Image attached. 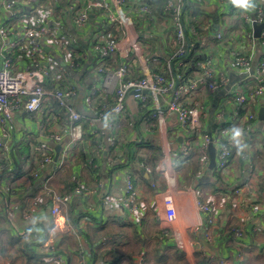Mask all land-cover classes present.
Wrapping results in <instances>:
<instances>
[{
    "label": "built area",
    "instance_id": "obj_1",
    "mask_svg": "<svg viewBox=\"0 0 264 264\" xmlns=\"http://www.w3.org/2000/svg\"><path fill=\"white\" fill-rule=\"evenodd\" d=\"M225 2V0H220ZM69 4L62 8L55 0H0V149L4 158L7 154L9 139V125L13 115L24 112L28 116L43 114L38 127L40 138L53 145H62L68 136L69 142L64 146L56 162V151L50 145H34L31 155L36 160L37 167L32 172L25 171L10 183L11 188H20L30 193L31 204L41 205L45 200L52 202L51 215L55 224L66 223L71 232L77 233L75 227L69 225L62 213V208L71 202L73 194L90 195L92 188L78 186L73 192L59 193L54 185L53 178L58 171L65 169L74 147L79 143L92 145L95 149L108 147L109 165L124 168L125 190L120 198L105 196L103 200L110 204L121 205L132 215L140 209L139 191L134 181L131 164L123 160L121 144L130 143L118 134V128L124 117H127L131 129L142 124L145 132L159 134L166 149L162 148V158L156 169L149 163V155L142 151L140 146L132 152V160L139 168L151 175L161 176L168 186L175 181L174 171L181 159L191 154H199L201 168L210 166L208 146L216 147V167L223 182H228L233 152L226 143V133L229 131L221 127H203V118L207 113L206 101L210 96L223 92L230 96L236 108L233 111V121L243 124L245 138L250 137L253 124L259 119L254 111L245 110L249 100V91L254 98L264 103V30L257 39L252 33H245L231 48L232 66L244 76L231 84L229 78L219 74L212 57L197 64V69L186 72V58L189 54L188 31H195L190 23L184 21L185 0H166L165 10L169 23H161L154 13V6L144 0H68ZM253 14L244 16L245 22L262 24L264 22V0H254ZM238 14L241 9L238 7ZM65 12L68 13L72 24L77 30H83L90 25L93 16L102 15L106 18L112 31L106 32L103 26L97 27L92 35L91 52L79 48L77 40L69 33H64L60 24L64 22ZM8 14V16H6ZM143 17H149L143 22ZM154 22L155 31L165 32V50L172 49L174 53L168 67L159 62L161 52L153 48L150 23ZM15 24L21 28V34L16 35L12 29ZM147 30L149 39L141 37L139 30ZM227 32H219L213 38L222 41ZM236 37H239L236 36ZM144 39V40H142ZM152 39V40H151ZM145 41V43L143 42ZM175 41V46L173 43ZM259 46L263 50L259 60L254 59V48ZM47 47L55 49L59 59H54L47 52ZM16 55L13 57L12 53ZM151 55V62L147 56ZM94 58V60H93ZM25 59V62H21ZM93 63V73L97 81L83 97L85 115L72 103L78 97V90L73 85V77L78 74L89 60ZM175 61V73L179 81L176 85L172 73L171 61ZM190 74L189 76H187ZM108 95L113 96V103H108ZM132 96L139 108L140 119L127 116V100ZM55 102L64 111L66 126L54 123L56 113L52 103ZM230 104V102H227ZM225 104L219 107L217 118L221 120L225 115ZM46 109V113L43 111ZM264 109V108H263ZM45 113V114H44ZM177 117V124L167 127L170 117ZM138 121V122H137ZM264 122V121H263ZM88 125V130L85 129ZM236 124V125H237ZM105 127V131L100 128ZM211 133V134H210ZM243 137V136H242ZM107 140L105 144L104 140ZM181 140V148L172 153L173 140ZM6 140V141H4ZM92 140V141H91ZM91 142H94L92 144ZM139 141H133L132 144ZM243 159L247 162V174L256 175L250 146L243 139ZM154 142L147 146L153 147ZM93 157L96 153L93 151ZM172 153V158L170 154ZM93 159V158H92ZM92 162V161H91ZM249 164V167H248ZM54 170L45 177L42 173L50 166ZM96 167V166H95ZM6 169L0 165V173ZM97 167L95 168V170ZM45 173V172H44ZM41 180V184L37 182ZM100 183L101 182H97ZM250 183L235 186V194L240 197L247 195ZM154 193H157L159 183L154 177L151 182ZM246 188V190H244ZM164 221L162 220V234L174 239L171 226L177 220L176 203L171 192H163ZM22 207L14 202L8 207L13 213L23 208L28 217L36 206ZM201 211L208 213L211 208L208 204L200 205ZM254 212H264V202L253 203ZM237 236H242L241 229H234ZM208 240L213 235L206 234ZM177 247L184 246L178 241ZM144 258L139 256L136 264H144ZM219 264H230L225 258Z\"/></svg>",
    "mask_w": 264,
    "mask_h": 264
},
{
    "label": "crops",
    "instance_id": "obj_2",
    "mask_svg": "<svg viewBox=\"0 0 264 264\" xmlns=\"http://www.w3.org/2000/svg\"><path fill=\"white\" fill-rule=\"evenodd\" d=\"M55 1L62 8L69 4L66 3L68 0ZM188 1L192 7L201 8L203 11L195 24L189 16L191 12L185 11L184 21L193 24L195 29L194 32L190 29L187 32L189 53L194 46L193 49H197L195 57L202 61H205L207 56L212 57L220 75L227 76L231 83L240 80L244 74L232 66L231 48L235 45L233 36L240 33L241 38L245 33L253 31V26L245 22L244 16L252 15L255 8L241 9V14H238L236 10L239 8L233 5L231 0ZM214 16L218 18L217 21L213 19ZM1 17L0 14V20ZM169 18L168 14L165 15L161 23L168 24ZM99 26L110 30L106 18L100 14L92 17L87 28L77 30L66 12L64 22L60 24L62 31L72 35L79 48L85 49L87 53L91 52L92 35ZM155 26L157 25H150L148 30L153 35L156 48L166 56L168 62L174 50H165V32L155 31ZM11 27L16 35L21 34L19 26L13 24ZM139 32L142 38L151 37L147 30L141 29ZM219 32H227L228 36L222 41H216L213 37ZM47 52L54 59L60 58L53 48L47 47ZM253 52L255 61L263 54V50L257 45ZM12 54L14 57L16 52ZM188 58L191 59L189 54L186 59ZM24 62L25 59L21 63ZM92 68L90 59L73 77L78 97L72 103L78 109L85 108L83 97L97 81ZM106 100L113 103V96L108 95ZM222 104H225V115L219 120L217 112ZM127 105V116L133 119L138 116L140 119L139 108L132 96H129ZM214 105L216 109L212 113ZM52 106L57 115L54 123L66 126L64 111L60 110V106L55 102ZM206 108L207 113L203 118L205 129L208 130L210 126L212 128L213 124L224 130H227V127L229 129L225 139L231 147L233 158L228 170V182H223L210 168H201L199 160L196 159L197 154H191L179 161L174 171L175 181L171 186H168L161 176L148 174L133 162L131 153L140 146L142 151L149 155L152 168L156 169L163 155L162 148L166 149V146L159 134L145 132L142 124L131 129L127 117H124L118 134L130 145L121 144L122 158L131 164L130 169L139 191L140 209L137 214L132 215L123 206L103 200L105 196L120 198L124 194V168L106 163L107 146L104 145V149L100 150L93 148L91 144L87 146L85 143H79L74 147L65 170L58 171L52 180L59 193L73 192L78 186L93 189L90 195L73 194L69 205L62 208L67 223L75 227L77 233L71 232L66 223L55 224L51 215L50 200H45L41 205H34L30 202V193L10 187V183L18 178H13L16 173L35 170L37 163L31 155L32 146L44 145L40 142L44 140L40 138L38 127L43 114L30 117L17 111L9 125L8 161L0 149V165L6 167L0 173V264H136V253L144 258V264H219L222 258L230 264H264V212H254L252 209L253 203L264 202V122L258 119L253 124L250 137L245 138L244 125L232 120L236 105L230 96L218 92L208 98ZM263 108V101L254 98L249 91L245 110L254 111L259 116ZM43 111L46 113L47 110ZM176 124L177 117L173 115L167 127ZM100 128L105 129L102 125ZM236 130L241 133L239 137L235 136ZM243 139L250 146L252 165L256 171L254 177L247 174V171L245 173L247 162L242 156L245 146ZM135 140L139 142L132 144ZM104 141L107 144V140ZM68 142L67 136L61 145V152ZM150 142H154L157 147L147 146ZM18 144L22 146L20 150L28 151L25 160L24 157L21 159L18 156ZM171 148L172 153H177L181 148V140H173ZM93 151L96 153L95 157ZM172 153L169 158H172ZM52 170L53 165L42 175L45 177ZM154 177L159 183L157 193H154L151 187ZM98 181L101 182L100 185ZM244 183H250V192L238 197L234 192L235 186L241 187ZM37 184L40 185L41 180ZM165 191L172 193L176 203L177 220L171 226L174 239L162 234V197ZM14 202H18L23 208L32 205L38 208L28 217L23 213V208L10 213L8 207ZM202 204H208L210 212L201 211ZM234 229H241L242 236H237L233 232ZM207 232L213 235V240L206 238ZM178 241L184 246L183 249L177 247Z\"/></svg>",
    "mask_w": 264,
    "mask_h": 264
},
{
    "label": "trees",
    "instance_id": "obj_3",
    "mask_svg": "<svg viewBox=\"0 0 264 264\" xmlns=\"http://www.w3.org/2000/svg\"><path fill=\"white\" fill-rule=\"evenodd\" d=\"M146 3H148V4H150L151 6H154V8H155V10H154V13L157 15V17L159 18V21H163L164 20V17H165V15H167V12H166V10H165V3H166V0H144ZM236 8V7H235ZM185 11H186V13L188 12H191L190 13V17L193 19V23L195 24V22H196V20H197V18H198V16H199V14H203V11H202V9L201 8H195V7H192L191 5H187L186 6V9H185ZM149 17H143L142 19H141V21L143 22L144 20H146V19H148ZM213 19L215 20V21H217L218 20V18L216 17V16H214L213 17ZM150 25H151V27L152 26H154V22H151L150 23ZM190 26H193L194 27V25L193 24H191L190 23ZM105 29V28H104ZM105 31L106 32H110V31H112V28L110 27V30H106L105 29ZM142 40H144V39H142ZM144 43H145V41H143ZM175 46V41H174V43H173V47ZM194 48V46L192 47V49L190 50V53H189V56L191 57V59L190 58H188L187 60H186V65H187V69H186V72H189V73H191L192 71H190V68L192 67V65H194V69H197V64L200 62V61H202V59H200V58H197V57H195L196 56V48L195 49H193ZM155 50L157 51V50H159L158 48H156V45L155 44H153V48L151 49V51L152 52H155ZM172 50H173V48H172ZM159 52H161V51H159ZM170 53V55L172 54V52L170 51L169 52ZM195 57V58H194ZM151 59H152V56L151 55H149V56H147V60H148V62H151ZM159 62L160 63H162V64H164L166 67H168V65H167V61H166V56L164 55V54H162V52H161V59H159ZM190 74H188L187 76H189ZM217 126V125H216ZM216 126H214V124H213V128H216ZM85 129L86 130H88V125L87 124H85ZM226 143H228V141L226 140ZM37 144V143H36ZM22 148V146H20L19 148H17V151H18V156L21 158V159H23V157H24V159L23 160H25L27 157H25L26 155H27V152H25V150L23 151V150H20ZM26 150L28 149V148H25ZM191 158H189V160H190ZM214 172H215V169L213 170ZM212 171V172H213ZM17 175L16 176H14V177H17V176H19V174L20 173H16ZM218 175V177L220 176V174L219 173H217ZM220 178V177H219ZM263 194H264V187H263ZM258 203V201L256 202V204Z\"/></svg>",
    "mask_w": 264,
    "mask_h": 264
},
{
    "label": "water",
    "instance_id": "obj_4",
    "mask_svg": "<svg viewBox=\"0 0 264 264\" xmlns=\"http://www.w3.org/2000/svg\"><path fill=\"white\" fill-rule=\"evenodd\" d=\"M187 5H190V2L188 0H185V3L183 5V9L185 10L186 9V6ZM253 32H254V37L255 38H259L261 36V32L264 30V22L262 24H257V23H253ZM175 61L172 60L171 61V68H172V73L175 77V80H176V85H178L179 81L177 79V75L175 73ZM194 69V65H192V67L190 68V71H192ZM233 83V82H232ZM231 83V84H232ZM216 109V105L213 106V109H212V113H214V110ZM81 113L85 114V115H89L85 110L84 108H80L79 109ZM259 119L261 121H264V109H262V111L260 112V115H259ZM211 134V133H210ZM40 142H42V144H47V145H50L52 146L53 148L56 149L57 153H56V157H55V161L57 162L59 160V155L61 153V145H53L52 143H49V142H46V141H42L40 140ZM208 153H209V156H210V166L209 168L211 170H214L215 167H216V147L213 145V143H210L209 146H208Z\"/></svg>",
    "mask_w": 264,
    "mask_h": 264
},
{
    "label": "clouds",
    "instance_id": "obj_5",
    "mask_svg": "<svg viewBox=\"0 0 264 264\" xmlns=\"http://www.w3.org/2000/svg\"><path fill=\"white\" fill-rule=\"evenodd\" d=\"M231 2L233 5L243 8L244 10L253 9L256 6L254 0H231ZM240 135H241L240 131L236 130L235 136L239 137Z\"/></svg>",
    "mask_w": 264,
    "mask_h": 264
},
{
    "label": "rangeland",
    "instance_id": "obj_6",
    "mask_svg": "<svg viewBox=\"0 0 264 264\" xmlns=\"http://www.w3.org/2000/svg\"><path fill=\"white\" fill-rule=\"evenodd\" d=\"M236 18H237V16H236ZM236 30H238V29H236ZM238 32H239V31H238ZM250 33H252V34L254 35V32H253V31H252V32H248L247 34H250ZM261 33H262V32H261ZM239 34H240V33H237V34H235V35L233 36L234 39L236 38V42L240 39V37H236V36H238ZM257 39H258V38H257ZM19 147H20V145L18 144V148H19ZM156 147H157V146L155 145L154 148H156ZM196 159H197V160H200V155H199L198 153H197ZM196 159H195V160H196ZM197 160H196V163L198 162ZM207 169H208V168H207ZM64 170H65V169H64ZM216 171H217V170H215L214 173H215V175L217 176V175H218V174H217L218 172H216ZM137 189H138V188H137ZM137 254H138V253H136L135 255L137 256L136 258L138 259V257H139L140 255H137Z\"/></svg>",
    "mask_w": 264,
    "mask_h": 264
}]
</instances>
